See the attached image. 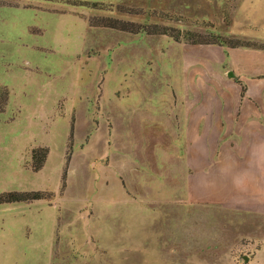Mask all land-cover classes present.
I'll list each match as a JSON object with an SVG mask.
<instances>
[{
	"label": "rangeland",
	"instance_id": "rangeland-1",
	"mask_svg": "<svg viewBox=\"0 0 264 264\" xmlns=\"http://www.w3.org/2000/svg\"><path fill=\"white\" fill-rule=\"evenodd\" d=\"M214 43L264 49V0H0V195L42 196L0 202V264H264V212L201 199L173 120Z\"/></svg>",
	"mask_w": 264,
	"mask_h": 264
},
{
	"label": "crops",
	"instance_id": "crops-1",
	"mask_svg": "<svg viewBox=\"0 0 264 264\" xmlns=\"http://www.w3.org/2000/svg\"><path fill=\"white\" fill-rule=\"evenodd\" d=\"M183 65L186 94L173 120L186 128L188 168L201 166L198 195L264 212V49L185 44Z\"/></svg>",
	"mask_w": 264,
	"mask_h": 264
},
{
	"label": "trees",
	"instance_id": "trees-1",
	"mask_svg": "<svg viewBox=\"0 0 264 264\" xmlns=\"http://www.w3.org/2000/svg\"><path fill=\"white\" fill-rule=\"evenodd\" d=\"M109 27L114 28L115 26L109 25ZM220 45L222 44L220 43ZM225 45L229 46V44H225ZM232 46H235V44H233ZM35 154H37V151L33 150V156ZM45 157H46V153L44 150L43 154L41 155L40 160L34 165V169H39L42 166ZM41 197L42 196H40V193L38 192H8V193L0 195V202H18V201L38 199Z\"/></svg>",
	"mask_w": 264,
	"mask_h": 264
},
{
	"label": "water",
	"instance_id": "water-1",
	"mask_svg": "<svg viewBox=\"0 0 264 264\" xmlns=\"http://www.w3.org/2000/svg\"><path fill=\"white\" fill-rule=\"evenodd\" d=\"M232 74V73H231Z\"/></svg>",
	"mask_w": 264,
	"mask_h": 264
}]
</instances>
